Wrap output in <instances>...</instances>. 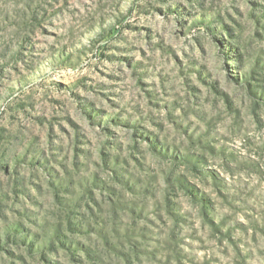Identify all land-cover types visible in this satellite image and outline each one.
Masks as SVG:
<instances>
[{
	"label": "rangeland",
	"instance_id": "1",
	"mask_svg": "<svg viewBox=\"0 0 264 264\" xmlns=\"http://www.w3.org/2000/svg\"><path fill=\"white\" fill-rule=\"evenodd\" d=\"M0 264H264V0H3Z\"/></svg>",
	"mask_w": 264,
	"mask_h": 264
},
{
	"label": "clouds",
	"instance_id": "2",
	"mask_svg": "<svg viewBox=\"0 0 264 264\" xmlns=\"http://www.w3.org/2000/svg\"><path fill=\"white\" fill-rule=\"evenodd\" d=\"M3 3V0H0V4H2Z\"/></svg>",
	"mask_w": 264,
	"mask_h": 264
}]
</instances>
